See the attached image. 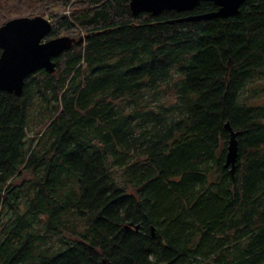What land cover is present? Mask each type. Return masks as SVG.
Masks as SVG:
<instances>
[{
    "label": "trees",
    "instance_id": "obj_1",
    "mask_svg": "<svg viewBox=\"0 0 264 264\" xmlns=\"http://www.w3.org/2000/svg\"><path fill=\"white\" fill-rule=\"evenodd\" d=\"M129 1L0 0V24L75 39L0 90V264H264V102L239 94L264 77V0L201 20L177 19L214 2Z\"/></svg>",
    "mask_w": 264,
    "mask_h": 264
},
{
    "label": "water",
    "instance_id": "obj_2",
    "mask_svg": "<svg viewBox=\"0 0 264 264\" xmlns=\"http://www.w3.org/2000/svg\"><path fill=\"white\" fill-rule=\"evenodd\" d=\"M200 1L202 0H130L129 7L133 14L146 11L156 15L164 9L191 10ZM208 1L214 2L217 8L189 14L177 20H201L234 15L238 13L244 0ZM50 28V19L41 14L16 15L0 24V90L19 95L26 76L42 68L48 72L55 70L53 57L68 49L75 39L70 35L45 39ZM224 128L229 131L226 165H230L233 170L238 156L237 132L229 122H225ZM131 226L132 224L125 225L127 228ZM137 227L138 224H135V228Z\"/></svg>",
    "mask_w": 264,
    "mask_h": 264
},
{
    "label": "rangeland",
    "instance_id": "obj_3",
    "mask_svg": "<svg viewBox=\"0 0 264 264\" xmlns=\"http://www.w3.org/2000/svg\"><path fill=\"white\" fill-rule=\"evenodd\" d=\"M66 7V12L70 11V9ZM63 11V9H57L56 12H61ZM35 14H39V13H34V14H25V15H35ZM18 14H12V16H16ZM47 18H49L48 14L43 15ZM264 89V77L262 78H256L255 80H253L252 82L248 83L242 90H240L239 94L241 98L246 99L248 102L251 103H262L264 102V91L262 90ZM35 124L33 122H31V127L30 129L27 131V137H30L34 134L33 130L35 129ZM30 175H27V177H29ZM55 240V238H54Z\"/></svg>",
    "mask_w": 264,
    "mask_h": 264
}]
</instances>
